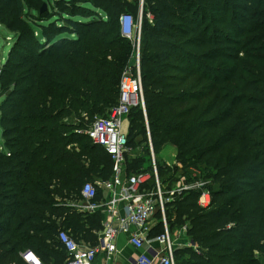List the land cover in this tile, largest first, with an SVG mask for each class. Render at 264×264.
I'll list each match as a JSON object with an SVG mask.
<instances>
[{
    "label": "trees",
    "instance_id": "trees-1",
    "mask_svg": "<svg viewBox=\"0 0 264 264\" xmlns=\"http://www.w3.org/2000/svg\"><path fill=\"white\" fill-rule=\"evenodd\" d=\"M44 2L0 0V23L15 33L0 69V264H28V250L63 264L62 229L97 243L102 214L73 203L86 182L112 177L113 160L86 131L117 105L137 57L120 24L127 12L137 20V1ZM140 35L145 108L129 114L128 174L146 173L150 145L158 157L172 144L185 183H203L168 211L170 226L174 216L187 224L201 247L177 249V264H264V54L239 49L264 41V0H145ZM222 56L235 61L225 74L214 66ZM171 170L159 161L166 190L178 180ZM203 190L208 207L198 203Z\"/></svg>",
    "mask_w": 264,
    "mask_h": 264
},
{
    "label": "built area",
    "instance_id": "built-area-1",
    "mask_svg": "<svg viewBox=\"0 0 264 264\" xmlns=\"http://www.w3.org/2000/svg\"><path fill=\"white\" fill-rule=\"evenodd\" d=\"M135 1L139 3L140 19H143L145 0ZM120 24L123 36L136 42V63L126 67L123 72L117 105L108 116L95 118L86 131L94 144L102 146L111 155L112 177L99 183L100 186L86 182L81 190L83 199L73 203L81 212H100L102 228L97 232L98 241L94 245L76 239L64 229L60 230L58 240L67 254L63 264H177V249L188 247L201 252V247L188 235L187 224L179 228L177 239H172L168 211L177 195L184 190L201 187L203 183H183L166 190L156 165L154 174H128L126 155L131 148L128 145V131L124 127L129 121L131 109L138 106L145 108V100L140 69V40H135L139 31L137 21L132 13L127 12L121 15ZM151 151L154 154L153 148ZM99 190L102 195L97 200ZM211 199V193L203 190L198 203L208 207ZM159 225L162 232L152 234ZM121 236L135 249V253L125 259L119 244ZM22 256L28 264H45L30 250Z\"/></svg>",
    "mask_w": 264,
    "mask_h": 264
},
{
    "label": "rangeland",
    "instance_id": "rangeland-1",
    "mask_svg": "<svg viewBox=\"0 0 264 264\" xmlns=\"http://www.w3.org/2000/svg\"><path fill=\"white\" fill-rule=\"evenodd\" d=\"M44 1L45 2L43 4V6L48 5V3H49V5H54L57 0H44ZM130 1L135 3V0H130ZM30 13H35V11L31 10ZM100 14L103 16H106L103 11H100ZM147 17L151 21L154 19V15L151 11H148ZM136 21H137L138 30L141 33L142 19H140V13H138ZM35 29H36V27H35ZM139 31L136 34L135 40L141 39V35H140ZM36 32H38L39 37L42 38L40 29L37 28ZM241 39L242 40L247 39V35L246 34L242 35ZM14 43H15V33L10 31L6 26H4L3 24L0 23V69L2 68L3 64L6 62V58H7L8 54L11 50V47L14 45ZM263 44H264V41L252 42V44H248V46H244L245 48L239 47V49H243V50L249 49V51H251L253 53L264 54V51L260 50L261 46ZM137 54H138V52H137ZM139 56H140V51H139ZM234 63H235V61H233L232 59L225 57V56H222L219 59H217L214 66L222 69L224 74H225L226 69H228L229 67H232V65H234ZM190 69H192V67ZM193 69L196 72H200L201 71L200 70L201 69L200 64L199 63L193 64ZM202 71H204V70H202ZM0 87H1V81H0ZM255 95H256V97H262V94H255ZM251 106L255 107L256 111H259V109L261 108V106L258 105L257 103L251 104ZM107 111L104 114L96 115L95 118L108 116L111 113V111H110V109H108ZM249 115L251 117H253L254 119H257V120L260 119V115L255 111L250 112ZM257 123H259V125H260L261 122H257ZM147 126H149L148 122H147ZM259 133L262 134V137H264V124H263L262 128H259ZM262 139H264V138H262ZM1 144H2V135H1V128H0V145ZM152 148L153 147L150 145V150H152ZM164 148H165V150L161 151L158 154V157L155 154V152H154V154H152V151H151V155L148 158V162L150 163V166H147V167L144 166L145 171H146V173L154 174V172H155L154 166L156 165L157 169H158V174H159V161H161V160L165 161L167 163V165H169L172 169L170 172L171 174H174V170L176 168H178V171L175 174V177H177L178 180L174 183V186L175 187L181 186L183 183H185V177H184L185 175L182 174V170H181L182 165L176 161L177 148L175 146H173L172 144H169V145L165 146ZM138 150H139V148H138ZM99 183H102V181L98 180L96 183L97 186L99 185ZM182 220L185 221L184 218ZM172 221H173V226H171V229H172L171 236H172V239H177V234H178L180 223H178V220H175V216L172 218Z\"/></svg>",
    "mask_w": 264,
    "mask_h": 264
},
{
    "label": "crops",
    "instance_id": "crops-1",
    "mask_svg": "<svg viewBox=\"0 0 264 264\" xmlns=\"http://www.w3.org/2000/svg\"><path fill=\"white\" fill-rule=\"evenodd\" d=\"M129 125H130V121H127L125 123L124 129L129 131ZM1 135H2V129H1ZM2 144H3V139H2ZM2 144L0 145V148H2ZM163 150H165V148ZM119 244L122 247L124 259L128 257L129 255H133L135 253L134 247H132L130 244L127 243V240L125 239V237L123 236L120 237Z\"/></svg>",
    "mask_w": 264,
    "mask_h": 264
},
{
    "label": "water",
    "instance_id": "water-1",
    "mask_svg": "<svg viewBox=\"0 0 264 264\" xmlns=\"http://www.w3.org/2000/svg\"><path fill=\"white\" fill-rule=\"evenodd\" d=\"M43 9H46V5L43 6Z\"/></svg>",
    "mask_w": 264,
    "mask_h": 264
}]
</instances>
